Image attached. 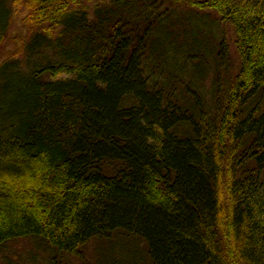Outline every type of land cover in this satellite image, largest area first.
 <instances>
[{
	"label": "trees",
	"instance_id": "1",
	"mask_svg": "<svg viewBox=\"0 0 264 264\" xmlns=\"http://www.w3.org/2000/svg\"><path fill=\"white\" fill-rule=\"evenodd\" d=\"M26 238L46 264H264V0H0V252Z\"/></svg>",
	"mask_w": 264,
	"mask_h": 264
},
{
	"label": "rangeland",
	"instance_id": "2",
	"mask_svg": "<svg viewBox=\"0 0 264 264\" xmlns=\"http://www.w3.org/2000/svg\"><path fill=\"white\" fill-rule=\"evenodd\" d=\"M158 10L160 11V13L157 17H161L162 19L166 16L168 18L167 22H170L171 18L173 17L175 19L182 18L184 21L197 25L201 31V34L199 35L200 39H206L207 43L211 46L218 43V41L223 38V34H225L227 40L230 43L231 49L233 48L232 53L234 54V56H236V51L234 50V31L230 26L225 25L218 17H216L215 13L213 14L212 12L208 13L207 11H198L194 8H188L186 6H176L169 3L162 4L161 7L158 8ZM154 15H156V12ZM187 37L190 38V36L188 35ZM175 58L181 60V54L179 53L177 56L175 55ZM208 58L210 59V55H208ZM231 63L232 65H235L236 58L232 59ZM232 65L230 66L231 69L236 68V66ZM208 67H210V73L213 74V67H211L210 64L208 65ZM188 68L192 69L193 65H190V67ZM197 77L200 80L199 85L202 88L203 92L205 93L207 98H210L211 83L209 82V80L203 81L199 74ZM37 246V243H35V240H33L32 238L18 239L10 242L1 247L2 251L0 252V264H37V262L46 264L47 260L43 259L42 253L38 254L39 256L36 257V260L32 259V255L30 253L31 248H37ZM92 255L93 252L86 255L90 261L92 260ZM64 260L67 261V263L64 262V264H79L77 260L72 259L69 256H67Z\"/></svg>",
	"mask_w": 264,
	"mask_h": 264
}]
</instances>
